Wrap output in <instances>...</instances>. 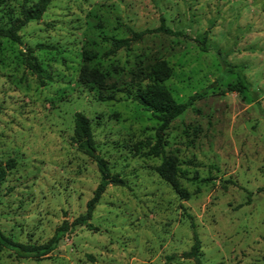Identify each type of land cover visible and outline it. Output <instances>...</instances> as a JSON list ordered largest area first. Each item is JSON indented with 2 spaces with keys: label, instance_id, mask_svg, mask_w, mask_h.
Wrapping results in <instances>:
<instances>
[{
  "label": "rangeland",
  "instance_id": "obj_1",
  "mask_svg": "<svg viewBox=\"0 0 264 264\" xmlns=\"http://www.w3.org/2000/svg\"><path fill=\"white\" fill-rule=\"evenodd\" d=\"M38 1L0 0V27ZM161 17L185 36L147 34L113 49ZM18 34L0 35V165L14 160L0 182V229L41 244L85 212L100 173L77 146L76 112L123 182L106 187L92 227H73L42 257L3 249L0 264H197L184 255L194 231L202 264H264V0H51ZM217 51L250 91L229 89L237 75ZM161 60L176 101L204 92L163 131L188 199L157 173L158 120L134 99ZM84 64L104 74L102 85L79 79Z\"/></svg>",
  "mask_w": 264,
  "mask_h": 264
},
{
  "label": "trees",
  "instance_id": "obj_2",
  "mask_svg": "<svg viewBox=\"0 0 264 264\" xmlns=\"http://www.w3.org/2000/svg\"><path fill=\"white\" fill-rule=\"evenodd\" d=\"M51 0H39L36 4L24 7L22 9V17L17 19V22L7 28L0 27V35L8 37L11 40L19 41L20 37L18 29L30 20L39 19L43 12L46 10ZM164 33L169 35H184L181 31H176L170 28L163 17H161L160 24L153 28H145L142 30L130 29V36L125 38H114L112 40L113 49L121 47H128L137 39L142 38L147 34ZM206 33V32H205ZM203 43V40L201 41ZM217 55L220 59L223 69L226 72L236 73V81L229 85V89L236 92H243L244 90L250 91L251 85L247 81L244 73L236 65H232L227 62L226 54L221 51H217ZM29 56L27 59L28 65L32 69H36L34 62L31 61ZM171 75V68L165 61H157L150 65L147 69L146 77L149 79V83L144 88L138 87L134 99L137 100L144 107L150 108L154 111L155 117L158 120L156 141L150 147V153L154 155H162L161 163L156 167L157 173L163 180L168 182L178 195L184 199L190 197L189 191L180 185L176 172V160L172 156L164 155L162 147L163 131L168 127L170 121L180 115L189 105H191L196 99L204 96V92L194 93L184 102L176 101L171 95L169 89L163 84V82ZM79 79L93 84L102 85L104 83V74L97 68H91L84 64L79 73ZM74 138L77 142L79 149L84 151L90 157H92L98 167L100 173V181L93 191L92 196L86 203V210L83 214L76 217L71 224L67 220H63L60 226H58L53 235L44 243H25L14 240L12 237L6 235L0 229V251L3 249L11 250L19 257H42L50 253L58 244L59 240L64 234L77 225H85L92 227L89 220L92 217L93 210L104 193L106 187L112 184L122 183L123 180L117 173H113L109 167L105 158H103L95 144L93 139L92 129L89 118L81 112H76L74 117ZM14 164L13 159H8L5 165H0V182L6 175V170L11 168ZM231 182V180H227ZM194 243L190 251L185 252L184 255L192 256L195 258L197 264H202L200 258V240L197 232L193 234Z\"/></svg>",
  "mask_w": 264,
  "mask_h": 264
}]
</instances>
